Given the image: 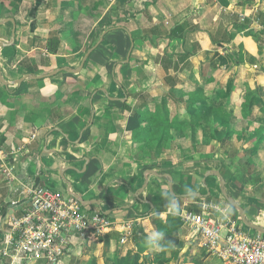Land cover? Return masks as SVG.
<instances>
[{"label": "crops", "instance_id": "0c3cea01", "mask_svg": "<svg viewBox=\"0 0 264 264\" xmlns=\"http://www.w3.org/2000/svg\"><path fill=\"white\" fill-rule=\"evenodd\" d=\"M257 21L264 0H0V147L13 168L11 181L0 171V245L26 189L44 187L115 225L74 236L59 264H226L183 225L170 234L179 246L164 247L155 222L219 208L223 182L246 222L264 229L261 180L194 158L201 144H246L264 170ZM136 113L143 122L129 131Z\"/></svg>", "mask_w": 264, "mask_h": 264}, {"label": "built area", "instance_id": "2783aa9c", "mask_svg": "<svg viewBox=\"0 0 264 264\" xmlns=\"http://www.w3.org/2000/svg\"><path fill=\"white\" fill-rule=\"evenodd\" d=\"M239 19L243 21L244 16L239 15ZM254 23L264 30V21ZM6 161L7 154L0 147V171L11 181L13 168ZM26 191L28 205L21 215L9 216L8 232L0 245V258L8 264H59L74 236L100 235L115 229L107 217L81 211L77 201L58 192L44 187ZM211 210L221 217H214ZM179 218L192 235L200 238L208 253L226 264H264V234H247L219 208L204 203L199 212L183 211ZM131 227L130 221L121 225V242L126 241Z\"/></svg>", "mask_w": 264, "mask_h": 264}, {"label": "rangeland", "instance_id": "374dc122", "mask_svg": "<svg viewBox=\"0 0 264 264\" xmlns=\"http://www.w3.org/2000/svg\"><path fill=\"white\" fill-rule=\"evenodd\" d=\"M243 138H245V136ZM250 148H251L250 145L245 144L244 147L245 151L249 150ZM197 149L199 150H197V154H195L194 158L205 159L210 156H214L215 159L221 161V163H228L225 170L231 172L233 175L236 174L238 170L243 169L248 174V176L253 180L254 183L256 182L259 183V180H261V183L264 184V170H257L258 165H256V160L248 158L246 152L242 151L243 148L241 152H239L237 149H234L229 145L228 146L224 145L223 149H218L217 147L215 148L213 146L209 147L207 144H201L198 146ZM186 157L189 156L186 155ZM223 166H225V164H223ZM256 170L259 177L255 176ZM217 195L219 194L217 193ZM222 203L223 205L222 206L220 205L219 208L232 220L233 215L231 216L229 210L230 212L231 211L234 212V210H232L224 200ZM233 222H235V219ZM235 224L239 229L244 230L245 226L243 224L239 223L238 221L235 222Z\"/></svg>", "mask_w": 264, "mask_h": 264}, {"label": "trees", "instance_id": "16d2710c", "mask_svg": "<svg viewBox=\"0 0 264 264\" xmlns=\"http://www.w3.org/2000/svg\"><path fill=\"white\" fill-rule=\"evenodd\" d=\"M197 96L199 98V94H197ZM195 99H196V94L190 96V100H191L190 104H194ZM142 122H143V118L141 114L136 113L132 118L129 119L127 124V129L129 131H136L140 128ZM142 133H143L142 131L139 132L140 135ZM260 134H261V130L258 129L257 132L253 134V136L256 137L259 136ZM139 139H142V136H140ZM155 226L159 236H161V241L164 247L179 246V242L170 236L171 233L177 232L182 226V222L177 215H173V214L169 215L166 221L164 222L158 219L155 222ZM126 264H133V262H128Z\"/></svg>", "mask_w": 264, "mask_h": 264}, {"label": "water", "instance_id": "95a60500", "mask_svg": "<svg viewBox=\"0 0 264 264\" xmlns=\"http://www.w3.org/2000/svg\"><path fill=\"white\" fill-rule=\"evenodd\" d=\"M220 178V177H219ZM221 179V178H220ZM224 184H223V182H221V186H220V188H221V193H222V195H223V198L226 200V202L229 204V205H231L232 207H234L235 209H237L238 210V212H239V216H240V219H241V221L243 222V224L246 226V227H248V228H250L251 230H254V231H256L257 233H260V234H264V229H262L261 227H258V226H255V225H252V224H248L247 222H246V220H245V217H244V215H243V211H242V209L231 199V198H229L228 196H227V194H226V192H225V189H224V186H223Z\"/></svg>", "mask_w": 264, "mask_h": 264}]
</instances>
